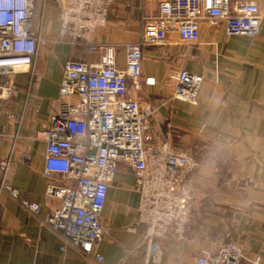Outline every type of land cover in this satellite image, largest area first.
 Listing matches in <instances>:
<instances>
[{
	"label": "crops",
	"instance_id": "0c3cea01",
	"mask_svg": "<svg viewBox=\"0 0 264 264\" xmlns=\"http://www.w3.org/2000/svg\"><path fill=\"white\" fill-rule=\"evenodd\" d=\"M160 1L113 0L104 24L72 37L61 35L68 0H34L31 29L40 44L52 45L39 51L30 92L22 86L1 102L0 156L10 162L8 181L40 209L34 215L0 194V264H193L202 249L215 252L229 242L264 258V0H252L262 14L256 37L229 35L225 24L204 22L197 44L143 50L142 77L155 83L129 96L146 116L150 169H160L166 149L188 151L198 162L179 193L184 206L191 205L183 239L171 233L160 238V260L146 262L149 224L141 219V194L127 163L119 165L101 216L104 234L96 252L103 262L71 246L61 251L62 239L42 221L59 205L45 198L46 145L39 136L59 107L64 62H97L101 52L88 44H114L117 65L125 68V45L140 39L143 12L157 14ZM181 69L205 77L196 104L173 96V75Z\"/></svg>",
	"mask_w": 264,
	"mask_h": 264
},
{
	"label": "built area",
	"instance_id": "2783aa9c",
	"mask_svg": "<svg viewBox=\"0 0 264 264\" xmlns=\"http://www.w3.org/2000/svg\"><path fill=\"white\" fill-rule=\"evenodd\" d=\"M68 1L61 13V35L72 37L104 24L113 4V0ZM36 13L34 0H0V106L22 86L28 93L33 86L40 48L39 35L31 29ZM141 22L140 39L125 45V68L117 65L114 44H88L89 49L100 50L97 62H64L59 107L39 136L46 145L45 198L59 200L42 221L62 239L61 251L71 246L99 263L103 262L96 252L104 234L101 216L121 163L134 168L140 216L149 224L146 262L160 260V238L171 233L183 239L190 222L191 205L184 206L179 193L198 162L188 151L166 149L160 169L152 171L146 116L138 100L129 96L130 90L155 83L152 77H142L144 48L197 44L204 22L214 28L225 24L229 35L256 37L262 14L252 0H161L158 13L143 12ZM173 79V96L196 104L204 75L181 69ZM2 139L0 132V146ZM9 165L0 156V194L37 215L40 204L22 198L8 181ZM193 264H264V258L248 256L239 243L229 242L215 252L202 249Z\"/></svg>",
	"mask_w": 264,
	"mask_h": 264
},
{
	"label": "rangeland",
	"instance_id": "374dc122",
	"mask_svg": "<svg viewBox=\"0 0 264 264\" xmlns=\"http://www.w3.org/2000/svg\"><path fill=\"white\" fill-rule=\"evenodd\" d=\"M37 18H38V16H37ZM51 45L52 44H40V49H39L40 53L48 50V48H50Z\"/></svg>",
	"mask_w": 264,
	"mask_h": 264
}]
</instances>
